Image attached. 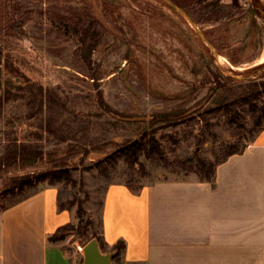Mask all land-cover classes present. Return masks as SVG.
I'll list each match as a JSON object with an SVG mask.
<instances>
[{
  "label": "rangeland",
  "instance_id": "obj_1",
  "mask_svg": "<svg viewBox=\"0 0 264 264\" xmlns=\"http://www.w3.org/2000/svg\"><path fill=\"white\" fill-rule=\"evenodd\" d=\"M217 1L207 8L195 0H0L1 79L22 89L11 91L0 113V157L15 140L42 156L28 168L0 174V210L45 184L11 196V178L52 170L64 160L75 168L76 181L57 184L60 200L76 197L85 216L80 236L68 235L61 244L74 264H83L82 248L92 240L84 236L100 232L106 186L129 180L131 170L122 160L97 164L114 152L112 145L89 154L80 167V156L62 159L68 143L83 136L80 121L100 125L91 128L89 140L122 144L151 135L160 143L163 160L142 155L146 174L135 173V185L200 180L194 165L179 171L171 162L195 156L216 162L238 140L247 147L255 134L247 106H233L238 115L230 126L209 95L217 72L239 81L264 77V68L254 70L264 65V0ZM78 18L100 31L92 71L76 53V38L62 31ZM262 93L256 101L264 108ZM171 111L181 114L159 117ZM244 120L247 131L238 128ZM71 210L77 225L76 206Z\"/></svg>",
  "mask_w": 264,
  "mask_h": 264
},
{
  "label": "crops",
  "instance_id": "obj_2",
  "mask_svg": "<svg viewBox=\"0 0 264 264\" xmlns=\"http://www.w3.org/2000/svg\"><path fill=\"white\" fill-rule=\"evenodd\" d=\"M64 202L43 184L0 210V264H74L48 241L74 220ZM101 202V236L108 249L124 243L121 264H264V128L212 183L156 181L136 194L110 183Z\"/></svg>",
  "mask_w": 264,
  "mask_h": 264
},
{
  "label": "trees",
  "instance_id": "obj_3",
  "mask_svg": "<svg viewBox=\"0 0 264 264\" xmlns=\"http://www.w3.org/2000/svg\"><path fill=\"white\" fill-rule=\"evenodd\" d=\"M196 5L205 7H216L218 4L214 0H195ZM62 31L66 35H70L76 38V53L81 59L82 63L92 71V57L96 53L100 43V31L97 29L92 22L88 24L82 23L81 19L74 23L73 26H68L66 24L62 25ZM2 55L0 51V61ZM264 68V65L254 69L259 70ZM264 77L259 79H247V80H237L228 75L217 72L212 76V84L215 87L209 95L212 104L217 107H221L224 114L227 116L228 123L233 126L236 123L237 110L233 108L234 105L238 104L240 106H247L246 110L252 116V128L255 130V134H251L250 141H252L255 136L262 130V125L264 122V108L260 107L257 103V99L264 92ZM13 83L8 80L1 79V64H0V113L4 102L10 100V93L14 89L16 91L22 90L20 86L13 87ZM30 89L31 86H28ZM32 97L37 95L32 91H29ZM35 92V91H34ZM34 101V100H33ZM42 101V99H41ZM39 100V102L41 103ZM101 104V109L107 113H113L104 103ZM181 112L171 111L169 113L161 114L159 117L164 118V121L169 119V116L176 117L179 116ZM77 120V117H74ZM158 122H161L159 120ZM81 131L83 136L77 140L70 141L67 146V151L62 157V159H68L75 156H80L79 167L83 166L87 157L91 153H104L107 146L112 145L115 150L112 154L107 155L105 159L98 162L99 165L110 164L116 165L118 160H122L129 170L130 179L123 182V184L131 191L136 194L142 185H135L132 177L134 174H139L140 177H144L146 172L139 161V158L143 155L147 160L156 159L158 161L163 160V152L161 150L160 143L153 136H144V139L134 138L129 141H125L122 144L110 142H98L97 140H89L88 134L92 129H98L100 125L97 123H91L90 121H80ZM154 122H151L153 124ZM51 125L52 123H48ZM65 124L69 125L67 121ZM155 124V123H154ZM47 126V131L52 132V128ZM111 125V124H110ZM114 125V124H113ZM248 124L245 120L238 125L241 131H247ZM249 141V142H250ZM27 143H19L17 140L10 143V147L7 148L6 153L0 157V174L9 169H25L29 166L40 162L42 159L41 154L38 151H34L33 147L27 146ZM246 148V144L241 145L240 141H236L234 144H230L227 147V152L217 160L212 162L205 158H198L197 156L188 159H175L171 162V166L179 171H186L189 165H194V168L200 180L203 182L212 183L214 180L215 168L218 164L224 162L228 157L242 153ZM61 159V160H62ZM60 167H56L52 170H47L43 172H30L15 176L11 178L8 185V193L11 196H17L24 194L27 190L35 189L38 184L45 183L48 186H55L57 184H73L76 179L74 177L75 168H69L65 166V161L62 160ZM134 172V173H133ZM34 193V192H33ZM32 193V194H33ZM31 195V194H29ZM28 195V196H29ZM28 196H24L13 202L10 206L16 204L17 202L25 199ZM76 206V218L78 220L77 225L71 223L66 224L58 228L49 238L48 241L52 244L62 242L68 235H78L80 236L81 224L84 220L85 211L83 208V203L73 197L71 200H67L64 203H60L59 210H71ZM102 207V202H100V209ZM7 208V207H6ZM4 208V209H6ZM100 232L98 234H93L91 236H84L86 241L95 238L99 243V248L102 253H106L108 250L107 245L104 243L101 236V214L99 219ZM125 245L123 242H118L113 247L110 248L109 252L113 254L112 261L120 262V256L124 251Z\"/></svg>",
  "mask_w": 264,
  "mask_h": 264
},
{
  "label": "water",
  "instance_id": "obj_4",
  "mask_svg": "<svg viewBox=\"0 0 264 264\" xmlns=\"http://www.w3.org/2000/svg\"><path fill=\"white\" fill-rule=\"evenodd\" d=\"M83 264H112V253H102L96 239L90 240L83 248Z\"/></svg>",
  "mask_w": 264,
  "mask_h": 264
},
{
  "label": "bare ground",
  "instance_id": "obj_5",
  "mask_svg": "<svg viewBox=\"0 0 264 264\" xmlns=\"http://www.w3.org/2000/svg\"><path fill=\"white\" fill-rule=\"evenodd\" d=\"M262 61L264 62V56L262 57Z\"/></svg>",
  "mask_w": 264,
  "mask_h": 264
}]
</instances>
